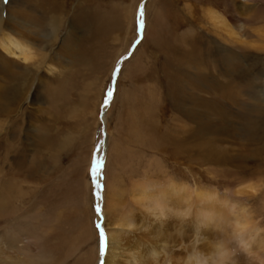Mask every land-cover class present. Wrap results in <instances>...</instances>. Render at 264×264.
Here are the masks:
<instances>
[{
  "label": "rangeland",
  "instance_id": "374dc122",
  "mask_svg": "<svg viewBox=\"0 0 264 264\" xmlns=\"http://www.w3.org/2000/svg\"><path fill=\"white\" fill-rule=\"evenodd\" d=\"M2 2L8 25L20 17L41 29L49 15L43 0ZM62 3L55 15L63 25L47 62L30 63L39 64L41 81L19 108L0 113V172L16 196L0 233H14L18 223L29 234L44 223L41 244L55 264H88L90 252L96 264L94 192L106 168L123 189L143 171L173 170L190 185L216 187L264 229V151L256 152L262 142L251 138L258 123L264 139V109L251 111L258 87L264 100V0ZM210 9L227 26L212 20ZM177 96L210 124L201 135L175 110ZM221 124L227 129L213 133ZM170 142L186 150L180 161Z\"/></svg>",
  "mask_w": 264,
  "mask_h": 264
},
{
  "label": "bare ground",
  "instance_id": "6f19581e",
  "mask_svg": "<svg viewBox=\"0 0 264 264\" xmlns=\"http://www.w3.org/2000/svg\"><path fill=\"white\" fill-rule=\"evenodd\" d=\"M43 2L44 5L49 4L45 9L49 15L43 17L42 27L39 29V26L28 25L20 17L12 21L13 26L8 25L11 19L8 15L2 16L6 5L0 0V113L9 114L13 108H19L22 102L29 100L28 94L33 90L32 87L41 81L38 76L39 64L30 63L35 58H40L43 64L46 63L49 55L46 50L57 41L63 22L55 13L58 8H63L62 0ZM11 4L9 1L6 10ZM216 13L210 9V18L227 26L225 20ZM16 28L21 31H17ZM76 39L72 40L77 41ZM40 41L43 43L42 49L38 46ZM54 66L53 63H49L47 70L54 72ZM257 89L254 92L255 97L261 95L251 109L253 113H259L264 109L262 105L264 100L261 97L263 90L259 87ZM176 102L178 105L174 106L175 110L182 113L186 120L195 123V135L202 130L200 127L210 125L202 123L198 111L185 107L184 97L180 101L177 96ZM209 112H212V108ZM224 125L212 127V132H224L227 129ZM258 125L255 123L254 127H251L252 131H255L251 138L253 140L257 137L258 140H254L255 142L261 140V147H258L256 152L263 154L264 139L262 134H259L262 129L258 128ZM132 132L136 137L142 135L141 130L137 128H133ZM46 143L47 141H44L42 145ZM169 145L174 149L172 151L175 158L180 161L186 154L184 147L175 142H170ZM169 158L168 156L167 160ZM158 171L159 173L154 176H149L147 171H143L141 176L130 180L127 189L122 188V178L108 177L107 168L105 170L107 176H100L99 187L94 192L98 214L95 216L98 225L102 226L106 234L107 251H102L103 241L100 239L97 247L99 261L96 264H169L170 261L186 254L182 247L191 246H196L201 253L212 256L218 264H264V229L252 222L244 207L233 204L228 195L222 197L216 187L205 186L203 183L190 185L189 181L178 177L173 170ZM6 176L4 171L0 172V219L5 218L7 214L11 215V212H8L12 206L11 195L13 199L16 197L12 191L10 192L9 184L5 183ZM103 185L105 189L101 191ZM252 188L251 185L247 187L250 190ZM126 194L129 198L124 200ZM236 194L232 193L233 196ZM21 221L18 219L19 223ZM17 227L18 230L14 233H0V264L55 262L56 259L47 254L44 244H41L44 223H40L39 229L35 224L29 234H26L21 224L17 223ZM100 231L101 228L98 227L99 236ZM94 255L93 252L87 255L88 264H93Z\"/></svg>",
  "mask_w": 264,
  "mask_h": 264
},
{
  "label": "clouds",
  "instance_id": "9594fccd",
  "mask_svg": "<svg viewBox=\"0 0 264 264\" xmlns=\"http://www.w3.org/2000/svg\"><path fill=\"white\" fill-rule=\"evenodd\" d=\"M182 248L185 249L186 254L170 261L169 264H218L212 256L201 253L196 246Z\"/></svg>",
  "mask_w": 264,
  "mask_h": 264
},
{
  "label": "snow or ice",
  "instance_id": "6c2138e0",
  "mask_svg": "<svg viewBox=\"0 0 264 264\" xmlns=\"http://www.w3.org/2000/svg\"><path fill=\"white\" fill-rule=\"evenodd\" d=\"M113 95L112 91H109L108 92V96L111 97ZM97 171L96 168H93V174H95ZM97 187H99V185H97ZM97 210L99 211V208H97ZM97 227H100L101 228V231H100V239L103 241V245H102V251L106 252L107 251V237H106V234L102 228V226H97Z\"/></svg>",
  "mask_w": 264,
  "mask_h": 264
}]
</instances>
